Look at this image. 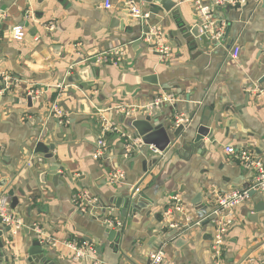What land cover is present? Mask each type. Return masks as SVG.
Listing matches in <instances>:
<instances>
[{"label":"crops","instance_id":"obj_1","mask_svg":"<svg viewBox=\"0 0 264 264\" xmlns=\"http://www.w3.org/2000/svg\"><path fill=\"white\" fill-rule=\"evenodd\" d=\"M127 1L111 0L112 9L104 10L103 0H0V72L12 77L9 89L0 95V180H7L6 190L13 189L19 199L12 214L26 227L37 226L43 240L59 243L56 248L45 245L49 264H82L61 245L65 241L91 247L103 264H148V254L159 247L165 250V264H213V224L205 221L211 214L212 194L248 190L254 178V171L240 167L224 147L248 150L264 160V94L256 98L250 93L255 85L264 92V0H250L240 9H214L212 20L225 25L227 38L218 46L205 36L195 39L191 45L200 53L195 56L184 42L178 48L171 40L162 44L161 31L169 28L158 21H170L168 15H152L146 22L133 19L125 15ZM137 2L150 14L148 5ZM178 6L190 25L199 26L190 0ZM113 17L123 19L132 32L110 29ZM142 24L157 30L159 37L143 39L137 55L131 41L145 37ZM15 27L24 29L22 42L12 39ZM234 46L240 50L236 60L230 57ZM161 47L170 49L163 62L155 52ZM87 65L95 72V86L81 89L70 79L74 70ZM152 76L155 84L148 82ZM31 93L38 95L28 108ZM167 96L176 101L149 109ZM81 100L87 101L90 115L79 113L84 108ZM54 106L65 119L55 116ZM118 106L132 112L124 122L114 110ZM155 112L160 117L152 124H164L169 146L152 153L142 145L134 156L127 150V156L119 157L125 149L119 132L136 138L128 121ZM102 119L117 130L105 134L107 149L97 158L91 142L97 143L103 133ZM180 119L187 121L180 124L186 127L175 138ZM201 123L212 134L195 150L192 141ZM43 130L47 131L43 142L54 146L66 183L54 185L42 177L47 167L34 148ZM4 157L7 164L1 161ZM114 171L124 172L123 184L108 185ZM81 192L96 200L92 215L75 206ZM126 196L135 206L124 216V201L116 206ZM173 197L178 198L179 212L174 211ZM201 205L209 206L202 218ZM263 209L264 192L250 190L227 232L224 264H264ZM107 220L121 228L107 226ZM176 226L184 229L181 235L189 241L180 250L159 241L163 232ZM22 230L3 236L8 262L2 264H28L27 241L32 237ZM115 232L121 236L112 247L108 240Z\"/></svg>","mask_w":264,"mask_h":264},{"label":"built area","instance_id":"obj_2","mask_svg":"<svg viewBox=\"0 0 264 264\" xmlns=\"http://www.w3.org/2000/svg\"><path fill=\"white\" fill-rule=\"evenodd\" d=\"M197 17L199 18V28L200 35L205 36L211 43L218 46L221 45L224 33H225V25L223 23L217 24L212 20V12L216 8H243L245 7L250 0H190ZM102 8L104 10H111L112 4L111 0H103ZM126 13L129 17L133 19L140 20L142 22H146L149 19V13L145 12L144 9L138 4L136 0H128ZM25 32L22 27H15L11 30L12 39L15 42H22L25 38ZM159 37V32L157 30H149V33L145 35L144 38L146 41H151L152 38ZM1 40V37H0ZM158 54V59L160 62L165 61L170 55V49L168 47H161L160 49L155 50ZM240 50L238 47L234 46L231 49L230 57L233 60H236L239 57ZM113 65H117L119 58H115L112 60ZM0 81L3 82L2 90H0V95H2L5 91L9 89V85L12 81V77L6 75L5 73L0 72ZM251 94H253L256 98L262 97L264 92L258 86L255 85L251 89ZM38 94H29V96L33 97ZM176 99L172 96H167L157 100L149 109H155L160 107L163 103H174ZM115 112L119 115L130 116L132 112L130 109L124 106H118L114 108ZM53 111L55 116L58 119H65L66 115H64L56 106L53 107ZM185 121V122H184ZM186 120L180 119L176 123V127H178L182 123H186ZM103 123V133L101 137L97 140L96 149H95V157L101 158L107 149V144L105 143L104 137L108 132L114 133L116 132V128L107 120L102 119ZM120 133L121 138L124 139L125 149L128 152L136 151L139 149L143 143L140 138L131 137L125 133ZM152 153H158V151L152 147H148ZM224 153L228 156L234 158L238 165L244 169L253 170L254 178L251 183V187L248 190H233L229 193H225L223 195L216 194L213 192V200H212V208L211 215H213L214 219L211 222L213 224V235L211 239L210 250L213 256V264H224L223 260V249L225 245V239L228 230L232 226L235 219V211L238 206L243 204L249 199L250 190L254 192H264V160L258 159L248 150H236L234 147L225 146ZM125 181V174L123 171H114L108 177V185L114 186L123 184ZM138 189L134 191L137 193ZM173 208L174 211H181V207L178 206V198L173 197ZM75 206L77 210L91 214L93 209L96 208V200L88 199L86 194L81 192L75 196ZM0 219L3 224L10 228V232L16 233L22 230L26 225L15 217L12 214V211L9 207V200L1 196L0 197ZM105 224L111 228L120 229L121 224H113L111 221H105ZM172 229V228H171ZM35 233L38 236V239L44 244L48 245L51 248H56L59 244L58 242L51 240L50 238L43 240L40 229L35 226ZM65 249L72 253L73 260L78 263H82V261H90V264H103L100 259L97 258L93 249L86 244H79L73 241H65L61 244ZM165 250L163 247H159L148 254V264H165Z\"/></svg>","mask_w":264,"mask_h":264},{"label":"water","instance_id":"obj_3","mask_svg":"<svg viewBox=\"0 0 264 264\" xmlns=\"http://www.w3.org/2000/svg\"><path fill=\"white\" fill-rule=\"evenodd\" d=\"M139 2H143L149 7V19H151L152 15H168L170 17L169 19H159V23H163V27L169 28L167 32L165 33V30L161 31L162 34V44H167L169 40L172 41L173 47H180L181 43L184 42L186 46L191 49V55L195 56L200 54L196 48H194L193 45H191L195 39L201 38L200 35V28L197 25H190L188 21H186L181 14V7L178 5H182L184 3V0H177L178 3L170 2L169 0H137ZM127 16V13H125ZM165 18V17H164ZM174 25V28L171 29V23ZM110 29L115 31H121V32H127L131 33V28L126 27L124 20L113 17L110 23ZM141 32L143 34V37L149 33V28L146 24H142ZM228 35V30H226V33L224 34V41L226 40ZM142 38L140 39H132L131 48L136 49V54L138 55L141 53L140 45L142 43ZM230 45V44H229ZM230 46H227V49H229ZM58 48H53V51H57ZM95 62V61H93ZM74 76L72 79H70V82L72 80L76 81L78 85H80L81 89H86L89 86H95L94 80H95V72L91 65H87L79 70H74ZM148 82L156 83L155 76H152L151 78H148ZM33 98L31 96H27L26 100L28 103V108L32 106V100ZM82 105L84 108L80 109L79 113H85L87 115L91 114L90 106L88 105L86 100H81ZM161 106L159 107V109ZM160 117L159 112H155L151 116H146L144 119H134L128 121L129 128L136 133V137L140 138L143 146L154 147L157 151L163 152L168 146H169V139L167 138L166 128L163 123H158L157 125H153L152 122ZM125 116L122 115L120 118V122H124ZM186 125H179L176 127L175 131L173 132V136L176 138L179 136V134L184 130ZM46 130H43L41 133V136L39 137L38 142L35 145L34 148V154L35 155H41L42 156V162L44 165H46V170L42 174V177L44 175L47 176L49 181L52 182V184H56L57 181H63L66 183L64 177L62 174L59 173L61 171L62 167L60 162L58 161L57 156L54 155V146L49 145L46 146L44 144V139L46 136ZM211 132L208 129V125L201 123L197 129L195 136L192 141V148L197 150L199 149L203 144L204 137L208 136L210 138ZM96 146V141L91 142ZM141 149H139L140 151ZM136 151L130 152V156H134ZM128 155L127 150L122 149L119 152V157H125ZM3 164H7L8 159L5 157L1 160ZM144 172L147 171V163L144 162L143 164ZM105 183V181H102V184ZM7 188V180H0V197L4 196L9 200V207L11 210H15L19 205V199L15 195V192L13 189L6 190ZM200 200V196H197L195 199V203H198ZM121 201H124V204L121 208L123 215L125 216L126 210L128 207L134 208L135 201L131 200L129 197H125L123 200H118L117 202V208H120ZM204 204V203H203ZM209 209V206L201 205L198 207V216L201 218L206 216L207 211ZM264 210V209H263ZM257 211H260L259 208H257ZM209 212L211 213V209H209ZM214 217L213 215L209 216L205 221L207 223H211L213 221ZM0 264L3 262H8V259L6 258V250L4 247V243L2 242V238L4 235H7L10 232V228L3 224L2 220L0 219ZM183 228L180 226H176L172 229H168V231L163 232V234L160 237L161 243H168L167 246L174 250H180L184 246H186L189 241L184 236L181 235L183 232ZM22 232L24 234L29 235L32 237V240L29 239L28 241L31 243V246L27 252L28 258L27 263L28 264H49L50 261L48 260V250L45 249V245L38 239V236L35 233V226H28L24 227ZM21 232V233H22ZM121 236L120 232H115L114 235H111L109 238L110 245L114 247L116 244H118L117 238ZM116 238V239H115ZM82 264H85V261H82Z\"/></svg>","mask_w":264,"mask_h":264}]
</instances>
